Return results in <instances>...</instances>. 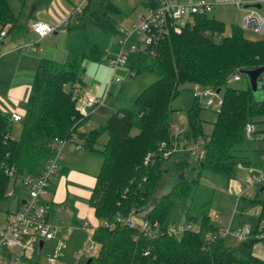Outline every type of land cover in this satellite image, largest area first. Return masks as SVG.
Segmentation results:
<instances>
[{
  "label": "trees",
  "instance_id": "1",
  "mask_svg": "<svg viewBox=\"0 0 264 264\" xmlns=\"http://www.w3.org/2000/svg\"><path fill=\"white\" fill-rule=\"evenodd\" d=\"M17 1L15 7L12 0H0V30L6 35L23 34L28 29L25 21L31 17L30 9L46 7L52 0ZM159 1L143 3L155 6ZM121 12L114 0H85L81 10L71 15L65 26L79 30V39L70 44L63 61L45 56L38 59L28 104L18 120L22 126L19 138L11 132V112L0 109V201L7 197L9 181L15 179L8 175L6 166H14L13 176L37 175L53 153L54 139H65L102 155L88 199L99 221L91 235L98 250L86 264H264L254 248L259 241L257 234L264 232V197L257 194L244 200V194L238 198L243 205L238 203L233 222L249 224L250 234L232 244L226 243L227 235L219 233L220 226L211 220L208 207L197 213L189 210L191 193L197 190L203 170L233 177L238 167L252 163L245 145V126L251 122L264 131V96L255 98L250 86L234 87L226 85V80L235 69L264 65V34L250 39L238 25H232L226 34L224 23L207 13L195 15L194 22L180 31L170 26L155 54L135 50L126 62L133 73L147 70L156 78L130 105L113 111L104 124L89 128L88 115L78 106L79 94L74 88L84 84L83 60H101L113 53L93 36L98 30L119 34L123 20L117 16ZM260 78L264 89V76ZM183 82L215 90L225 86L210 133L202 127L201 110L206 106L193 95L187 110L188 127L174 131L172 101ZM67 83L70 88L65 87ZM103 131L108 137L98 148L97 138ZM176 134L184 144L201 138L203 153L196 165L191 166L193 158L187 145L183 146V156L171 160L177 155L173 150ZM149 152L152 155L146 161ZM170 166L176 169V182L156 196ZM192 167L195 177L182 173ZM261 186L259 192L263 193L264 180ZM251 207L255 208L253 215L248 212ZM130 212L138 220H147L154 232L118 219ZM182 212V229L169 233L170 226L180 223ZM191 221L199 223L193 226ZM38 254L28 264H39Z\"/></svg>",
  "mask_w": 264,
  "mask_h": 264
},
{
  "label": "rangeland",
  "instance_id": "2",
  "mask_svg": "<svg viewBox=\"0 0 264 264\" xmlns=\"http://www.w3.org/2000/svg\"><path fill=\"white\" fill-rule=\"evenodd\" d=\"M83 0H53L49 8L45 6L33 7L30 9V18L25 21L28 29L23 34H8L3 36L0 41V109L11 110L15 109L23 113L24 109L28 104V91L30 93V87L32 83L33 73L40 57H51L58 61L65 59L66 53L70 44L76 42L79 39L80 31L74 29H67L65 25H61L57 29V33H51L44 37L38 38L34 33L30 21L36 15V18L43 17L51 24L57 25L70 13L72 6L80 4ZM121 7L122 12L119 14L118 20H124L127 24L134 23L138 20L140 13H146L147 7L143 3L144 0H114ZM213 2V8L207 14L211 17L221 20L224 23L226 34L232 30V25H242V19L246 12L243 7L236 4L235 0H210ZM242 4H250L249 7H255L258 14L264 15V0H241ZM256 2L261 3L260 7H256ZM15 7L18 5L17 0H12ZM33 22V21H32ZM242 27V26H241ZM243 28V27H242ZM244 35L250 39H259L263 36V32L254 30L253 28H243ZM118 37L119 34L109 35L103 31L98 30L94 33L93 38L100 42L101 46L114 52L118 49ZM32 42L35 49L27 48V44ZM82 77L84 84L80 87H75L74 91L79 94L77 104L81 109L84 108L83 96L90 94L97 95L99 90L103 89L107 84L117 77L119 80L109 85V94L105 96L102 103L95 106L96 110L92 114L90 120H87L86 124L89 128H94L104 124L111 113L121 106H128L132 100L149 85L155 78L156 75L153 72L144 70L137 73H133L130 66L125 63L118 65L115 69L109 64L106 58L101 60L85 59L82 62ZM131 74L133 76H131ZM264 76V73L262 74ZM226 85L234 87L245 88L250 86L248 76L244 72H239L238 78L228 77ZM71 84H65L66 88H70ZM182 90L173 99L172 105L174 107L172 114V127L175 132L182 131L188 127L187 121V110L192 101L191 91L194 86L191 82H183L181 85ZM224 85L218 92H214L213 97L217 99L223 96ZM255 98H262L264 96V89L261 88L260 84L256 91H253ZM216 105L213 103L209 107H203L201 110V116L204 119L202 127L205 133H210L212 130V121L215 114ZM21 123L14 121L11 132L14 137L19 138L21 133ZM253 133L248 136L246 135V141L249 142L248 152L251 157L252 163L250 166L238 167L235 176L231 177L226 174L215 173L209 170H203L200 176V184L197 190L192 194L190 201V212L197 213L204 208L208 207V212L211 220L215 225L221 228L231 227L234 213L238 203L243 205L242 200L238 201L237 193L245 192V199H253L257 194L260 197H264V192H259L260 182L255 183L248 187L251 183L252 169L251 167L257 163L258 158L262 155L261 151L264 150V131H258V125L254 124ZM177 135V134H176ZM107 131H103L97 138V146L102 147L103 143L107 139ZM173 148L176 156L171 160H177L183 156L184 145H187V151L190 150L191 146L195 144V141H188L186 144L179 141L181 138L174 135ZM179 141V142H178ZM179 143V144H178ZM75 146L74 142L66 141L62 146V155H66V146ZM77 148V147H76ZM75 151L67 150L69 158L78 164L74 169L88 171L91 173H97L102 161V155L99 151H85L82 147ZM83 153V154H82ZM203 148L199 147L197 155H191L193 160L191 166L196 165L198 159L202 156ZM260 153V154H259ZM176 157V158H175ZM263 157V155H262ZM61 160V158H60ZM172 162V161H171ZM167 166H169L167 164ZM73 168V167H72ZM168 168V167H167ZM76 171V170H73ZM186 176L195 177L196 170L194 167L186 168L182 171ZM70 176V175H69ZM176 182V169L172 166L169 167L168 171H165L163 180L160 182L156 196L166 192L173 183ZM12 180L9 181V185ZM68 185H74L79 187L88 188L90 184H83L76 179H68L66 183L65 193L62 200L57 204L56 209H64L66 211H74V205L71 200L83 201V195H79ZM85 185V186H83ZM49 190L43 194L46 201L50 202ZM27 195L26 188L19 184L16 186V192L11 195L4 197L0 201V223L7 219L9 213L16 210L19 205L20 198ZM155 196V197H156ZM52 197V196H51ZM250 207V206H248ZM246 207V208H248ZM142 209H146L143 207ZM247 210V209H245ZM249 213L255 214V208L251 207L248 209ZM185 214L182 212L180 223L184 224ZM246 216V215H244ZM140 218V217H139ZM68 218L66 215L60 217V220H53L59 224L57 233L54 238L46 239L42 250L39 252V264H46L47 256H52L58 260L60 264H71L77 259V255L81 253L84 246L88 241L87 228L82 227L80 224L81 218ZM74 223V224H73ZM199 222L191 221L193 226H197ZM67 226H71L70 230H66ZM237 241L236 237L232 234H227L226 243L232 244ZM258 247L255 248L257 255L264 258V241H257ZM11 250L19 252L18 247H13ZM88 255H82L77 264H86Z\"/></svg>",
  "mask_w": 264,
  "mask_h": 264
},
{
  "label": "built area",
  "instance_id": "3",
  "mask_svg": "<svg viewBox=\"0 0 264 264\" xmlns=\"http://www.w3.org/2000/svg\"><path fill=\"white\" fill-rule=\"evenodd\" d=\"M236 4L243 7L246 12L242 19L243 28H253L254 30L264 33V15L258 14L255 7H249V5H243L241 0H235ZM75 5L70 13L57 25L51 24L45 20L37 19L31 24L33 31L38 38H41L47 34H51L61 25H66L69 22L71 15L81 10L82 4ZM213 2L210 0H194L189 2H183L179 0H160L155 6L149 5L146 13H140L136 22L127 24L124 20L119 25V37H118V49L106 56L109 64L115 68L118 65L125 64L128 60L129 53L135 50H147L150 54L156 53V45L160 39L168 33L170 26L175 31H180L186 24H191L195 20V15L208 13L213 8ZM5 30H0V40L5 36ZM146 46L150 48L146 49ZM27 48L35 49L33 43L27 44ZM239 69H235L229 77L238 78ZM115 80H119L117 77H113ZM192 95L196 97L206 107L215 103L218 106L221 103V97L215 99L213 97L214 92L217 91L210 86H202L200 84H193ZM108 93V87L97 95L87 94L85 99V106L82 112L88 115L91 110L99 103H102L105 96ZM21 113L11 112L10 118L14 121H18ZM253 124L248 122L245 126L246 135L250 136L253 132ZM68 141L65 139L55 138L52 142L53 153L49 157L48 161L41 172L37 175L24 174L19 176H13L15 168L14 166H6L5 170L8 175L13 178L14 181L8 186L6 195L11 196L16 192V186L23 185L27 190V195L20 198L18 207L6 220L0 223V264H28L29 260L34 258L36 252H40L43 249L46 239L55 237L57 233V224L51 216L50 204L42 198L43 194L47 193L49 185L54 178L56 171L59 167L61 158V150L63 144ZM78 145V144H77ZM202 145L201 138L195 141V144L191 146L190 152L193 155H197L199 147ZM152 153L146 155V161L150 158ZM264 158V150L262 151ZM251 183L248 187L252 186L255 181L262 182L264 180V167L252 169ZM245 192L237 193L239 198L244 195ZM121 221L128 223L131 226H140L148 233L154 232L147 220H138L134 218L132 212L126 216H121ZM79 226L87 228L88 241L84 246L79 256L88 255L91 256L97 253L98 246L92 238V232L95 226H89L88 221L83 220ZM183 224L172 225L169 228V233L174 234L182 229ZM189 226V224H187ZM71 226H67L66 230H70ZM156 231V230H155ZM219 233L222 235L232 234L238 240L246 238L250 234L249 224H242L234 228H219ZM260 241H264V232L257 234ZM43 240L42 246L39 245V240ZM13 247H18L19 252L11 250ZM257 242L254 244V248H257ZM46 264H60L58 260L52 256H47Z\"/></svg>",
  "mask_w": 264,
  "mask_h": 264
},
{
  "label": "crops",
  "instance_id": "4",
  "mask_svg": "<svg viewBox=\"0 0 264 264\" xmlns=\"http://www.w3.org/2000/svg\"><path fill=\"white\" fill-rule=\"evenodd\" d=\"M84 1L85 0H83L82 2H84ZM179 1L189 2V1H194V0H179ZM51 3H53V0L51 1ZM256 3L260 4V6H261V3H259V2H256ZM50 4H48L46 6V9L49 8ZM248 5H250V4H248ZM73 7H74V5L72 6V8ZM36 15L30 21V24L32 23V21L37 20V19H42V20H45L46 21V19H43V17L36 18L37 17ZM57 29L54 32H52V33H57ZM131 76H133V75L131 74ZM113 80H115V79H111V81L107 84V86H105L103 89L99 90V93L102 92L105 88L108 87V93L107 94H109V85L113 82ZM115 81H118V80H115ZM88 94H90V92ZM191 94H192V91H191ZM28 96H29V91H28ZM84 97L85 96H83V101H84V106H85V99H84ZM95 108L96 107H94L93 110H91L89 112L88 117H87L88 120H90L92 114H94V112L96 110ZM7 112H18V113H22L21 111H18V110H15V109L8 110ZM23 112H25V109H24ZM82 147L83 146H80V145H77V144H75V146H73V145L70 144L69 146H66V148H65V150H66V153H64V154H66L65 156L62 155V152H61V160L59 162L58 170L56 171V174H55L54 178L52 179V181H51V183L49 185V189H48L49 192H50V194H49L50 202L49 201H47V202L51 206V211H52L51 212V216H52V218H54L56 220H60V217H62L64 215H66L68 218H72V221L73 220H76L75 218L80 217L82 221L83 220L88 221L89 226H97V224L99 223V221L96 218V216L94 214V211H93L92 207L90 206V204L88 202V199L90 197L92 187H93V185L95 183L96 174L99 172V170H98L97 173H91V172H88V171H82L81 169L80 170L74 169L78 164H76L77 162L75 163L72 158H69V156H68L69 154L67 152V150L75 151L76 149H81L79 151L82 152V151H84L82 149ZM85 151H91V150L86 149ZM261 153H262V151H261ZM100 166H101V164H100ZM251 167H256V168H263L264 167V158L262 157V155L258 158L257 163H255V165H252ZM99 169H100V167H99ZM73 170H76V171H73ZM68 179H76L77 181L82 182L85 185H87V184H90V185H89L88 188L74 186V185H68L70 187V189H72L73 191H75L79 195H83L84 200L83 201H81V200H71V203L74 205V211H66V210H64L62 208L58 210V209H56V207H57L58 202L60 200H62V198H63V195L65 193V189H66V183H67ZM85 185H83V186H85ZM42 198L45 199L43 196H42ZM236 211L237 210H235V212ZM74 225H79V224H74ZM236 226H238V224H235L232 221L231 227L234 228ZM81 257L82 256H79L78 257V255H77L76 261H74L71 264H77V262L79 261V259Z\"/></svg>",
  "mask_w": 264,
  "mask_h": 264
},
{
  "label": "water",
  "instance_id": "5",
  "mask_svg": "<svg viewBox=\"0 0 264 264\" xmlns=\"http://www.w3.org/2000/svg\"><path fill=\"white\" fill-rule=\"evenodd\" d=\"M248 5V4H246ZM256 7H260V4L255 3L254 4ZM240 72H244L246 73V75L248 76L249 79V83H250V87L253 91H256L258 89V86L260 84V86L262 85V81H261V76L264 73V65H260L257 67H252V68H242L239 70ZM220 89L217 88L216 91L218 92ZM181 176V175H180ZM260 189H263V186L260 187ZM43 244V240H39V245L42 246ZM91 256H89L87 258V262H89L91 260Z\"/></svg>",
  "mask_w": 264,
  "mask_h": 264
}]
</instances>
